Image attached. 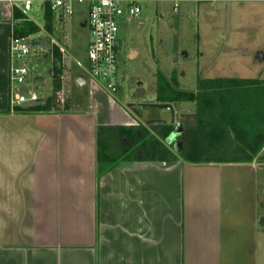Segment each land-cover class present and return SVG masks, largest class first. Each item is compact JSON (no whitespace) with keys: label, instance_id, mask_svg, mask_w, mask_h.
<instances>
[{"label":"crops","instance_id":"1","mask_svg":"<svg viewBox=\"0 0 264 264\" xmlns=\"http://www.w3.org/2000/svg\"><path fill=\"white\" fill-rule=\"evenodd\" d=\"M12 24L13 10L0 32V264H264V165L122 162L100 176L97 130L111 125L11 109Z\"/></svg>","mask_w":264,"mask_h":264},{"label":"rangeland","instance_id":"2","mask_svg":"<svg viewBox=\"0 0 264 264\" xmlns=\"http://www.w3.org/2000/svg\"><path fill=\"white\" fill-rule=\"evenodd\" d=\"M140 7L138 18H123L119 23L118 39L123 47L117 55V91L107 93L86 74L91 34L82 25L89 19V7L75 5L73 15L62 21L57 13L52 14V32L48 33L46 15L36 4L29 17L40 32L27 38L33 50L26 62L30 79L15 92L36 93L42 100L53 98L56 110L91 113L98 124L128 127L146 125L152 119L170 120L168 111L140 109V122L126 107L157 103L159 75L178 91L192 93L197 92L200 80L259 78L264 65V3L151 0ZM0 20L9 23L2 24L0 32L11 33L12 8L2 2ZM57 71L62 76L61 90L55 93ZM78 79H84L85 85ZM173 106L183 135L178 149L169 144L171 162L188 147L191 130L197 125L194 103Z\"/></svg>","mask_w":264,"mask_h":264},{"label":"trees","instance_id":"3","mask_svg":"<svg viewBox=\"0 0 264 264\" xmlns=\"http://www.w3.org/2000/svg\"><path fill=\"white\" fill-rule=\"evenodd\" d=\"M45 15V30L51 33L52 13L46 11ZM13 23L16 38H29L40 32L29 15L19 8L13 9ZM61 77L60 71L53 77L55 93L61 90ZM157 79V103L196 105L197 125L191 130L188 147L178 153L177 159L192 165L250 164L254 161L264 165L263 80L205 79L199 81L197 92L192 93L178 91L176 85L166 82L160 75ZM53 100H41L46 102L44 106L20 107L16 112L52 113L56 110ZM172 131V126L145 124L99 126L98 174L101 176L122 162L169 164L173 157L168 142Z\"/></svg>","mask_w":264,"mask_h":264},{"label":"built area","instance_id":"4","mask_svg":"<svg viewBox=\"0 0 264 264\" xmlns=\"http://www.w3.org/2000/svg\"><path fill=\"white\" fill-rule=\"evenodd\" d=\"M147 1L151 0H0L8 4L12 10L19 8L27 15L38 4L44 13L46 11L57 13L59 20L71 17L75 5L86 4L89 7L86 27L91 34L87 51V71L89 77L107 93L117 91L119 23L123 18H138L141 14L140 4ZM12 26L14 28V23ZM32 52L29 39L16 38L12 31L9 47V103L13 111L25 104L41 102L36 93H29V96H26L15 92L17 87L29 82L30 69L26 62Z\"/></svg>","mask_w":264,"mask_h":264},{"label":"water","instance_id":"5","mask_svg":"<svg viewBox=\"0 0 264 264\" xmlns=\"http://www.w3.org/2000/svg\"><path fill=\"white\" fill-rule=\"evenodd\" d=\"M83 28L86 27V20L84 21ZM123 47V43L119 41L118 43V49L119 51L122 50ZM80 85H82L83 81L80 80L79 81ZM46 104L45 101H41L38 103H29V104H25L23 105L22 108L24 109H30V108H36L39 106H44ZM127 109H129L130 111H132L133 113L136 114V116H139L137 114V112L135 111L136 109H151V110H164V111H168L170 113V120L166 121V120H155V121H151L148 122L147 125H153V126H174L175 123V110H174V106L172 104H161V103H132V104H128L126 105ZM182 132V129L177 130L176 132H173L168 140L169 144H171L173 141L176 140L177 136ZM179 147V146H178ZM177 147V149H178ZM178 151V150H177Z\"/></svg>","mask_w":264,"mask_h":264},{"label":"flooded vegetation","instance_id":"6","mask_svg":"<svg viewBox=\"0 0 264 264\" xmlns=\"http://www.w3.org/2000/svg\"><path fill=\"white\" fill-rule=\"evenodd\" d=\"M136 112H137V114L139 115V116H137L138 117V120L140 121V122H143L142 121V116H141V114H140V109H136L135 110ZM170 118H171V116H170ZM151 121H155V119H152V120H150V121H148V122H151ZM147 122V123H148ZM147 123H146V125H147ZM175 123H176V121H175ZM173 127V131H172V133L173 132H176L177 130H179V129H182V124L181 123H177V124H175L174 126H172ZM183 135V131L177 136V138H176V140L175 141H173L172 143L173 144H175V147L177 148L178 146H180L179 145V143H178V140H179V138L181 137Z\"/></svg>","mask_w":264,"mask_h":264}]
</instances>
